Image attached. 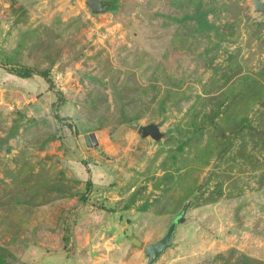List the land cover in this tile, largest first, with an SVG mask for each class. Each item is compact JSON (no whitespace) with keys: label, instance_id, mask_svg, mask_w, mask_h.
<instances>
[{"label":"rangeland","instance_id":"374dc122","mask_svg":"<svg viewBox=\"0 0 264 264\" xmlns=\"http://www.w3.org/2000/svg\"><path fill=\"white\" fill-rule=\"evenodd\" d=\"M105 1L0 0V264H264L254 0Z\"/></svg>","mask_w":264,"mask_h":264},{"label":"water","instance_id":"95a60500","mask_svg":"<svg viewBox=\"0 0 264 264\" xmlns=\"http://www.w3.org/2000/svg\"><path fill=\"white\" fill-rule=\"evenodd\" d=\"M87 5L95 15L103 14L111 10L110 2L105 0H87ZM255 12L264 18V0H254ZM139 133L143 138L152 137L157 142H161L164 138L169 136V132L163 131V124L150 123L143 125L139 129ZM178 221H175L166 236L155 244H150L146 248V252L150 258V264H154L167 248L173 245V236L177 229Z\"/></svg>","mask_w":264,"mask_h":264},{"label":"trees","instance_id":"16d2710c","mask_svg":"<svg viewBox=\"0 0 264 264\" xmlns=\"http://www.w3.org/2000/svg\"><path fill=\"white\" fill-rule=\"evenodd\" d=\"M116 10V9H114ZM13 72V74H16L17 76L21 77V78H31L34 75H39L41 77H43L44 79H46V81L49 83L50 85V89L53 91L55 89V84L51 78L50 72L49 71H45V72H36L31 68H27V67H21L15 70H11ZM59 95H62L61 92H59ZM59 101L62 102V97L59 96Z\"/></svg>","mask_w":264,"mask_h":264}]
</instances>
